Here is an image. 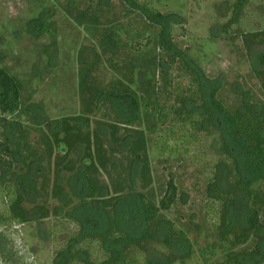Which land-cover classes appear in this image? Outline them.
<instances>
[{"label": "trees", "instance_id": "obj_1", "mask_svg": "<svg viewBox=\"0 0 264 264\" xmlns=\"http://www.w3.org/2000/svg\"><path fill=\"white\" fill-rule=\"evenodd\" d=\"M261 1L224 3L219 14L226 20L215 38L241 41L264 91V28H245L242 20L248 7L264 9ZM119 2L121 14L139 17L142 32L149 33L138 58L113 63L125 81L106 86L97 85L94 72L102 54L120 53L123 27L115 6L110 0L66 5L68 17L96 40L101 54L95 51L89 63L79 53L78 115L47 120L42 106L25 99L20 81L0 67V229L38 225L42 239L60 242L51 264H264V104L234 83L241 103L229 110L218 98L220 79L207 78L177 44L176 37L186 34L180 15L159 12L153 0ZM101 112L104 120L93 127ZM208 140L211 153L205 155L201 143ZM38 142L44 153L38 154ZM186 159L207 175L205 215L216 234L197 249L165 214L177 200L185 204L174 176L168 175L159 199L149 191L154 163ZM28 184L43 199L31 207ZM49 200L63 204L51 208ZM49 219L53 230H42ZM5 241L0 232V260L7 263Z\"/></svg>", "mask_w": 264, "mask_h": 264}, {"label": "rangeland", "instance_id": "obj_2", "mask_svg": "<svg viewBox=\"0 0 264 264\" xmlns=\"http://www.w3.org/2000/svg\"><path fill=\"white\" fill-rule=\"evenodd\" d=\"M97 1L82 0L81 6H93ZM110 1L115 6L114 15L118 16L123 31L118 34L121 42L120 53L117 56L102 54L98 61L94 77L99 86H106L117 80L125 81L123 72H116L112 65L115 61L119 65H128L131 59L138 58L144 52L149 33L142 32L145 27L139 17L132 15L125 18L121 14L119 0ZM153 2L159 12L178 14L185 20L183 29L186 34L176 37L177 44L187 50L207 78L220 79L222 89L218 98L225 107L233 110L241 103V98L232 92L234 83H241L246 91L252 92L253 100L264 104V91L259 80L254 78L251 72L252 60L241 41H231L229 37L215 38V28L226 20L220 17L219 10L223 9L224 3L232 4L234 0ZM67 3L68 0H0V67L8 70L20 81L25 99L42 106L43 115L49 121L79 114V53L83 50L88 55L89 63L93 62L95 51L100 54L96 40L66 14ZM254 3L260 4L262 1L254 0ZM255 6L248 7L242 15L245 28H264V9L260 8V5ZM39 26L42 27L39 29ZM174 73H171L173 78L177 75ZM181 83L184 85L186 81ZM160 85L159 81L158 94L165 99ZM132 88L137 89V78ZM102 114L101 112L94 117L93 127L98 121L104 120ZM32 140L35 142L38 136L34 134ZM38 143V154L44 153L46 147L43 143ZM209 143L210 140L201 143L206 147L203 149V152L206 150L205 155L211 153ZM78 154L79 151L76 152L77 156ZM52 163L53 161L48 165L51 176ZM169 174L175 178L178 197L181 193L185 195V204L180 199L177 200L172 208L165 212L167 217L178 229L186 232L195 249L215 241L216 234L204 208L207 175L199 165L188 159L180 164L154 163L151 166L153 183L149 191L154 193L157 199L164 194ZM68 176L63 174L61 178L66 179ZM104 179L102 176V180ZM26 198L27 207L43 200L31 184L26 187ZM48 202L51 208L63 204V200ZM73 204H77L76 199H73ZM53 224L52 219L46 220L41 229L53 230ZM38 229L39 226L33 223L0 229L6 237L2 249L9 258L7 263L0 260V264H51L53 252L60 246V242H54L53 236L42 239ZM58 239L61 241L63 236Z\"/></svg>", "mask_w": 264, "mask_h": 264}]
</instances>
